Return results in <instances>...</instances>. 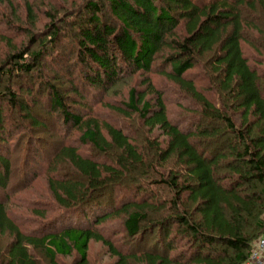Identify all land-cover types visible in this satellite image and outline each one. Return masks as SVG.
Instances as JSON below:
<instances>
[{"label":"trees","instance_id":"1","mask_svg":"<svg viewBox=\"0 0 264 264\" xmlns=\"http://www.w3.org/2000/svg\"><path fill=\"white\" fill-rule=\"evenodd\" d=\"M83 1L62 16H51L42 34H31V47L37 48H16L6 55L0 49V69L22 83L38 72L52 110L61 116L59 121L79 129L84 144L118 154L109 164L82 154L73 145L58 146L44 173L54 200L65 210L58 229L42 234L21 230L9 214L10 195H5L0 200V234L9 240L3 263L40 264L32 255V249H38L51 264H57L58 256L74 252L78 255L75 264H88V244L94 240L116 256L113 264H132L134 260L145 264H244L256 239L264 233V84L241 42L249 25L245 8L260 9L264 16V0ZM27 9L35 23L30 3ZM69 37L79 67L84 68L83 81L78 82L81 87L70 81L76 110L52 83L59 73L53 71V78L41 73L49 68L45 59L49 48L59 50ZM207 54L213 57L210 67L217 88L205 94L190 71ZM55 55L58 57L52 60L65 61L58 52ZM158 59L162 60L159 66ZM127 69L131 73H161L196 105L198 118L193 116L187 127L179 126L169 118L164 96L149 77L146 88L129 90L123 107L110 105L123 117L136 116L149 132H162L163 140H148L159 163L166 167L171 161L179 164L175 173L164 174L173 194L169 200L133 178L146 158L131 135L122 127L82 112L88 107L85 88L109 93ZM34 85L28 82L20 88L29 97ZM5 89L11 111L20 108L35 128H46V123L31 114L29 102L17 100L12 85ZM31 100L33 105L41 103L35 96ZM6 112L1 104L3 143L8 140V126L19 124L9 121L11 114L7 113V118ZM63 165H71L86 182L60 176L59 166ZM11 170L10 159L0 151L2 189L11 183ZM19 182L26 185L28 176L23 175ZM113 216L122 218L127 237L138 244L144 245L147 236L159 232L154 242L157 251L122 252L97 228ZM175 225L179 226L177 231L173 230ZM179 236L184 240L182 245H177ZM162 245V250L157 249Z\"/></svg>","mask_w":264,"mask_h":264},{"label":"rangeland","instance_id":"2","mask_svg":"<svg viewBox=\"0 0 264 264\" xmlns=\"http://www.w3.org/2000/svg\"><path fill=\"white\" fill-rule=\"evenodd\" d=\"M83 0H4L0 3V49L3 54H10L12 50L16 48H37L31 47L30 39L31 34L42 32L47 23L51 21V16L58 17L64 15L67 10L80 6ZM30 3L33 7L35 23L31 22L28 15L27 5ZM245 19L249 22L244 38L241 42L243 52L247 56L251 65L255 66L261 76L263 77L264 84V16L260 9L250 11L245 8ZM67 31L70 29L67 28ZM42 34V33H41ZM40 35V34H39ZM6 39H9L6 40ZM10 42V43H9ZM71 37L65 39L64 44L61 45L59 50H53L49 48L50 55L45 59H48L49 68L41 69V73L47 74V76L54 77L53 71L58 72V80H53L52 83L61 92L62 96L66 100L69 107L74 110L78 109L74 106L75 94L71 87V82H75L81 87L79 81H83V69L80 68V64L76 59V51ZM59 53L63 60V67L52 57H58L55 55ZM67 59V60H66ZM213 57L211 54L205 55V57L199 58L196 66L191 69L190 73L199 87L205 94L213 93L217 88V80L214 78L210 62ZM162 62L161 59L157 60L159 66ZM60 64V65H59ZM80 66V67H79ZM157 66V67H158ZM169 68V66H167ZM43 70V71H42ZM0 69V105L6 108V117L8 114L9 121H16L19 123L17 127L8 126L7 141L3 143L0 141V151L5 154L11 161L12 176L11 183L6 189L0 187V200H3L4 196L10 195L7 205L9 207V214L18 223L20 229L26 233H46L52 228H59L61 217L65 214V210L59 208L52 193L49 189L47 181L46 167L47 161L51 159V156L58 151V146L61 144H70L79 148V151L94 160L97 159L100 162L114 163L117 151H111L110 153H104L96 149L90 144H84L80 141L81 131L72 127L71 125H64L60 120L59 113L53 111L49 100H47V87L43 86L39 73L30 75L27 79H23V83L20 78L14 76L5 75L6 70ZM4 73V74H3ZM120 82L112 87L109 91H103L96 87L93 89L85 88V96L87 97L88 107L83 109V114L87 117L97 118L101 122H111L117 127H122L132 137V139L139 146V150L145 155L146 164L140 169L133 172V178L139 180L145 186L150 185L164 200L171 199L173 194L164 182L165 172L170 175L175 173L179 167L177 161H171L168 166H163L157 158L155 159L154 151L150 149L149 137H153L155 140H163V135L160 130L149 132L147 128L141 125L138 118L134 119L123 117L111 109L110 105L115 107H123V104L128 100V92L131 88L136 87L138 89L146 88V77H149L154 87L159 90L164 96L168 116L174 123H178L181 127H187L190 124V119L194 116L198 118V113H195L196 105L194 101L187 98L182 93L179 87L168 80L159 72H150L148 74L131 73L129 69L121 76ZM27 84H25V81ZM34 85L33 94L27 96L26 91H21L20 87L24 85ZM40 84V85H39ZM42 84V85H41ZM13 86V90H16L17 100L29 102V109L33 116L38 117L46 128H35L33 122L20 108H16L13 111L10 110L8 103V94L6 89L8 86ZM39 85V86H37ZM86 85V84H85ZM30 86V85H29ZM31 96V97H30ZM35 98L41 101L38 105L31 100ZM152 98V95H148ZM13 123V121H12ZM14 124V123H13ZM12 124V125H13ZM43 147H42V146ZM46 145V146H45ZM36 149V150H35ZM38 149V151H37ZM28 156L27 160L25 158ZM25 162V164H24ZM60 176L69 177L76 181L86 182L84 178L78 174L71 165L59 166ZM23 175L28 176L29 182L26 185H22L19 182ZM156 181V183L154 182ZM118 193L117 195H121ZM116 195V196H117ZM143 195H140L141 198ZM131 195L127 199H130ZM42 212L37 213L36 211ZM172 214V212H169ZM179 226H173V230L178 229ZM98 230L109 240L112 241L122 252L128 254L131 251L139 250L143 251L146 248L156 250L155 241L159 237V232H155L149 236L144 242V245L138 244L134 239H129L124 231L123 220L119 216H113L106 221H103L97 225ZM260 238V236H259ZM177 239V245L184 244V240ZM8 236L0 234V264H4L5 247L8 243ZM256 239L255 242H257ZM88 249V264H113L116 261V256H113L109 248L101 241L91 240L89 242ZM163 245L159 250H162ZM157 251V250H156ZM32 255H34L40 264H51L44 256L42 250L32 249ZM78 255L74 252L72 255L58 256L56 258L57 264H75ZM132 264H145L143 261H132Z\"/></svg>","mask_w":264,"mask_h":264},{"label":"built area","instance_id":"3","mask_svg":"<svg viewBox=\"0 0 264 264\" xmlns=\"http://www.w3.org/2000/svg\"><path fill=\"white\" fill-rule=\"evenodd\" d=\"M244 264H264V233L253 245L250 257Z\"/></svg>","mask_w":264,"mask_h":264}]
</instances>
